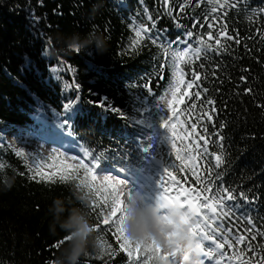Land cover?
I'll return each instance as SVG.
<instances>
[{
  "label": "trees",
  "instance_id": "16d2710c",
  "mask_svg": "<svg viewBox=\"0 0 264 264\" xmlns=\"http://www.w3.org/2000/svg\"><path fill=\"white\" fill-rule=\"evenodd\" d=\"M97 2L0 0V264H49L59 255L66 235L59 227L55 234L50 232L52 216L48 209L55 198L70 197L69 186L43 182L39 177L31 179L36 170L32 158L18 156L14 148L28 138H36L67 156L77 152L85 163L89 158L84 153L90 151L102 162V168L109 170L101 174L125 175L158 199L164 167L180 166L175 151L165 143L166 130L152 123L161 120L165 103L171 115L167 102L171 98L172 55L171 51L165 55V51L183 49L185 45L178 41H188L195 48L201 39L213 48H203L199 60L193 56V63L181 67L186 81L193 72L200 74L198 83L201 89H207L202 92L205 106H201L200 98L193 97L179 106L183 114L173 122L178 133L184 128L191 131V124L196 123V131L209 140L208 152L197 158V175L212 187L209 197L221 187H227L236 197L226 203L231 213L219 223L232 229L229 239L234 247L226 245L224 251L228 255L245 251V245L237 248L235 236L246 235L250 240L245 232L251 227L247 221L250 219L257 230L264 232V38L260 36L264 31V12L260 11L264 0H230L236 3L235 8L216 13L206 0H169L167 6L164 0H102L103 7L91 19L92 6ZM166 7L174 9L176 19L167 14ZM221 24L227 26L233 39L219 37L218 46L215 40ZM141 25L151 31L133 49L135 30ZM90 31L107 38L106 53L100 55L94 49L68 54L60 51L63 44L56 37ZM209 31L212 40L207 38ZM187 32H192L193 38L189 39ZM209 99L215 102L214 113L213 105H207ZM191 103H196V111L189 118L183 110ZM204 112L212 114L211 122L201 120ZM65 120L67 125H63ZM203 126H207V134ZM216 132L224 136L223 141L217 139ZM6 134L14 144L5 140ZM149 137L154 148L145 154L142 149ZM194 139H198L195 134L187 141L178 140L177 147L187 143L192 145L194 155L202 153L204 141L197 149ZM213 153L223 157L220 168L213 167ZM121 167L126 171L120 173ZM208 168H212L211 180ZM170 170L182 190L201 191L205 187L187 168L182 172ZM217 174L222 180H215ZM5 176L14 177L10 189L4 188ZM88 210L91 222L97 225L91 205ZM96 235L105 246L111 244V249L103 255L91 252L81 264H134L119 249L120 242L109 226L100 224ZM208 244L205 242L206 247ZM261 244L264 238L257 236L253 245ZM261 254L264 249L245 253L252 258ZM218 259L217 255L211 261L216 263Z\"/></svg>",
  "mask_w": 264,
  "mask_h": 264
},
{
  "label": "snow or ice",
  "instance_id": "6c2138e0",
  "mask_svg": "<svg viewBox=\"0 0 264 264\" xmlns=\"http://www.w3.org/2000/svg\"><path fill=\"white\" fill-rule=\"evenodd\" d=\"M210 5H213L211 11L216 13L220 9H225L226 7L235 8L236 3H231L230 0H206ZM239 0H237V3ZM164 4L167 6L169 0H164ZM189 6H192L189 4ZM218 6V7H217ZM185 9L180 8V11L183 12ZM167 14L172 16L173 19H176L173 16L174 9L172 7H166ZM264 12V9L260 10ZM226 14V13H225ZM148 20H152V16H147ZM215 22V17L209 23V28L213 26ZM152 27H155V21H153ZM151 31V29L141 25L138 29L135 30L136 39L132 42L133 49L139 46L141 40L144 39V34ZM186 35L189 39L193 38L192 32H187ZM260 36L264 38V31L260 33ZM219 37H226L227 40H232L233 37L228 35L227 26L221 24L218 30V38L215 40V44L220 46L221 41ZM152 39L151 37H148ZM208 40H212V33L209 31L207 33ZM239 43V40H236ZM152 43H156V40H152ZM177 43H183L185 47L180 50L168 49L165 51V55H168V52L171 51L172 55V64H171V82L169 85L170 99L168 100V107L171 110V115H165L161 117L160 127L166 130L168 135L165 136V143L170 144L171 149L176 153L175 159L180 161V166L177 165H166L163 169L162 175L159 177V188L158 200L161 202L162 207L169 206H178V207H187L191 214L196 218L198 223L194 228V232H197L201 238L204 240L203 245V258H206L208 261H211L213 258L219 256V259L216 261V264H224L227 260V264H232L233 261H239V264H264V254L258 255L256 258L246 257L245 253L247 251L256 252L258 249H264V244L253 245V242L256 241L257 236L264 238V232H261L256 229L255 225L252 224V221L249 219L247 222L251 225L250 228L245 229L246 233L250 234V240L246 235L237 234L235 236V245H245V251H234L231 255H228L224 249L227 245L228 248H233V241L229 239V234L232 233L231 228H224L220 221L230 215L231 209L226 207V203L233 201L236 197L234 194L229 191L227 187L217 188L216 191L212 194L211 197L207 193L213 192L212 187L208 184L207 180H202L201 176L197 175L198 166L196 164L198 156H201L208 152L207 145L209 140L206 138V135H200L197 132V124H191V131L188 128H184L183 132L178 133L177 123L173 122L175 120L179 121V116L181 113L180 105L186 104L188 101H192L193 97L200 98L201 106L204 107L202 92L206 93L207 89H201V85L198 83L201 80V76L197 72L192 73V78L188 81L185 80V70L181 65L193 63L192 57L194 56L196 60L200 59L201 52L203 48L212 49L213 45L206 43L205 40L201 39L199 41V46L191 48L188 41H178ZM218 50V49H217ZM191 53V55H190ZM203 67V65H200ZM55 71V69H53ZM163 71V69H161ZM161 78H163L161 76ZM78 87V86H77ZM145 87H148L149 91L151 88L146 84ZM198 89L197 91L190 92L191 89ZM183 89V91H182ZM187 98V100L185 99ZM215 102L213 100H207V105H213L212 113L215 112L214 107ZM102 108L103 104L100 105ZM67 107V106H66ZM110 111L120 112L119 109L111 108ZM196 111V103L188 104L187 108L183 110L184 113L188 114L190 118L192 113ZM207 119L209 122L213 120V116L209 112H204L201 116V120ZM68 121L65 120L63 125H67ZM181 126L183 122L181 121ZM202 130L205 134L208 133L207 126H203ZM198 137L194 139L193 143L196 148H201L200 141H204L203 152H197L193 154V148L191 144H184L183 148L177 147V141H187L189 138H192L193 135ZM217 136L219 141L224 140V136L220 135L218 132L214 133ZM152 138L149 137V143L143 147L142 151L145 154L150 153L153 150L154 145L151 143ZM223 147V144L220 145ZM187 153L185 155L184 153ZM18 156H24L23 150H20L16 153ZM61 157L64 156V153L59 154ZM85 156L89 158V162L85 163L84 159H79L77 156H68L66 160L61 159L59 163L63 164L62 169L53 171L52 173L44 172L43 166L37 167L34 174L31 176V179L36 180L39 177L40 181L56 184L57 182L62 184H68L72 181L79 183L81 186L87 187L91 192L94 193L95 198L91 203V208L95 211L98 223L95 225V229L99 227L100 224L107 225L110 228V231H114L116 241H119V249L123 250L128 257L133 259L134 264L139 262V264H153L154 256L158 255L161 252V249L153 241L149 245L136 244L130 241L126 234L123 231V220L121 218V208L123 206V199L125 193H121L120 189L125 184L126 180L122 179L119 174H103L109 171L106 168H102L101 161L96 158V156L90 152L86 151ZM215 165L214 168H220L223 163L222 155L215 154ZM147 158V157H146ZM53 161H56L58 157L54 154L50 157ZM155 159V157H152ZM66 161H76L75 163H68ZM55 165L49 164L47 167H54ZM176 168L177 171H184L186 168L192 172L196 177L197 183H203L205 187L201 191L188 190L177 187L178 181L176 180L175 175L170 170ZM126 169L121 167L119 169L120 173L125 172ZM209 177L208 180H211L212 168H208ZM215 180H222V176L217 174ZM215 183V181H212ZM173 189L175 192L173 193ZM202 193H204L202 195ZM130 195L131 193H126ZM240 196L247 199L243 193H240ZM183 197V199H182ZM203 200V203H201ZM207 210V211H205ZM213 225H216L213 227ZM205 242H209L208 246H205ZM62 243V242H61ZM59 246V245H58ZM111 244H103L102 255L111 249ZM141 253L144 254V258L141 259ZM205 264V259H204Z\"/></svg>",
  "mask_w": 264,
  "mask_h": 264
},
{
  "label": "clouds",
  "instance_id": "9594fccd",
  "mask_svg": "<svg viewBox=\"0 0 264 264\" xmlns=\"http://www.w3.org/2000/svg\"><path fill=\"white\" fill-rule=\"evenodd\" d=\"M102 7V0L94 3L90 18L94 19ZM55 39L61 40L63 47L60 51L65 54L93 49L100 55L107 52V38L98 31L84 35L75 32ZM13 183L14 177H4L5 189H10ZM68 186L70 197L55 198L48 209L52 216L50 232L55 234L59 227L66 234L59 255L49 264H81L82 258L91 252L97 255L103 252V244L96 235L88 210L95 198L94 193L75 181ZM120 192L125 193L120 210L123 231L133 243L149 245L156 242L161 252L154 256L153 264H204V240L194 232L198 221L187 207H162L158 199L149 202L139 190L127 195V182ZM66 212L67 216L64 215Z\"/></svg>",
  "mask_w": 264,
  "mask_h": 264
},
{
  "label": "rangeland",
  "instance_id": "374dc122",
  "mask_svg": "<svg viewBox=\"0 0 264 264\" xmlns=\"http://www.w3.org/2000/svg\"><path fill=\"white\" fill-rule=\"evenodd\" d=\"M168 115V111H167V106L166 103L164 105L163 111H162V116ZM169 116V115H168ZM153 124L155 125H159L161 124V120L159 122H157L156 120L152 121ZM166 134H168L166 132ZM5 140L10 143V144H14V139L9 135L6 134L5 135ZM14 148L18 151L23 150L24 152V156L26 157H31L32 158V162L33 164L37 167L43 166V171L46 173H52L53 171H57L58 169H62L64 167L63 164L59 163V161L61 159L66 160V158L68 157L67 155L64 154L63 157H61L59 154L63 153L55 148H53L51 145H47L44 142L36 139V138H28V140L25 141V144L23 145H15ZM56 155L58 158L56 161H53L52 159L48 160L49 157ZM79 153L76 152L75 156H77L78 160L81 159L80 155H78ZM68 163H75L76 161H66ZM49 164H53L55 165L54 167H47V165ZM107 174H118V173H107ZM103 175V174H100ZM120 177L122 179H125L127 184H128V192L132 193L136 190H139L141 192H143L146 196V199L149 202H153L157 199L153 198L152 196L149 195V193L146 191V189L139 185L138 183L134 182L132 179H130L129 177L125 176V175H121L119 174ZM142 254V253H141ZM205 259V264H216L213 263L212 261H208L206 258Z\"/></svg>",
  "mask_w": 264,
  "mask_h": 264
}]
</instances>
